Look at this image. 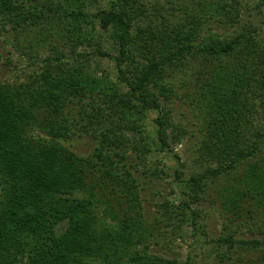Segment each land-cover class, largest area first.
Here are the masks:
<instances>
[{
    "label": "trees",
    "instance_id": "16d2710c",
    "mask_svg": "<svg viewBox=\"0 0 264 264\" xmlns=\"http://www.w3.org/2000/svg\"><path fill=\"white\" fill-rule=\"evenodd\" d=\"M97 1L0 0V34L7 25H42L55 13L67 23L76 57H47L25 82L0 77V264H198L149 250L140 184L134 167L122 163L128 144L146 166L149 154L183 140L177 99L191 105L202 128L205 169L187 179L190 197L198 201L217 181L219 199L234 214L217 241L264 264V236H237L264 223L256 221L264 216V45L252 25L226 36L203 33L212 20L239 23V1L198 0L175 24L153 23L145 0ZM102 30L112 38L109 50ZM94 38V53L114 62L116 77L99 76L93 53L77 51ZM126 130L140 138L133 142ZM76 131L94 135L99 146L78 153ZM192 203L176 207L191 212L194 224Z\"/></svg>",
    "mask_w": 264,
    "mask_h": 264
},
{
    "label": "rangeland",
    "instance_id": "374dc122",
    "mask_svg": "<svg viewBox=\"0 0 264 264\" xmlns=\"http://www.w3.org/2000/svg\"><path fill=\"white\" fill-rule=\"evenodd\" d=\"M149 9L150 20L160 24L169 18L172 24L185 21L186 12L200 7L198 0H145ZM236 5L239 10V23L231 21H210L204 28V35L208 32H217L223 36L240 32L243 27L252 26L258 31L257 37L264 45V5L259 0H238ZM109 0H98L95 7L106 6ZM95 7L91 10L95 11ZM47 10V9H45ZM47 12H50L47 10ZM152 13V14H150ZM50 14V13H49ZM147 22V21H145ZM65 19L61 15L52 14L50 19L42 20V25L19 28L13 30L9 25L0 34V52L2 63L0 65V77L8 82H25L36 74H40L46 64L47 57H55L64 53L62 60L73 62L76 58L72 53L71 44L66 38ZM252 25V26H251ZM100 28V27H99ZM103 38L102 47L109 50L112 38L108 33L101 31ZM94 38L91 44H84L77 51H88L91 55L90 63L92 69L98 71L99 76L108 75L116 77L114 62L107 57H100L94 53L97 48V40ZM96 68V69H95ZM175 121L187 129L182 141H174L170 150L164 152H153L147 157V165H142L138 157V150L133 143L128 144V157L122 159V163L133 166L134 175L140 184V197L146 224L149 226L151 235H148L146 244L153 253L168 257H176L181 261L187 258L198 264H250L251 256L235 245L233 250H228V245L217 241L223 236L224 225L228 223V217H233V212L225 209L219 199L220 184L210 183L203 197L195 201L190 197L193 192L187 184V179L195 172L205 169V163L201 162L199 156V142L201 130L196 112L191 105L182 99L175 100ZM76 110L74 111V113ZM76 114V113H75ZM77 118L80 115H76ZM154 112H150L148 126L153 129L152 118ZM194 123V124H192ZM126 134L134 142L140 138L138 132L126 130ZM74 149L82 154L88 155L99 146L98 139L92 134L79 133L73 136ZM118 158V157H117ZM139 167L138 169H135ZM158 168L162 171L153 174L152 170ZM182 170L178 179L175 169ZM149 169V170H148ZM146 170V173H143ZM222 179L219 181L221 182ZM188 199L193 200L192 206L197 210L195 223L192 224L191 212L186 215L180 213V203ZM169 210V211H168ZM264 216H258V222H262ZM255 221V220H254ZM263 226L242 227L237 236H264ZM233 225L232 230H235ZM60 228H62L60 226Z\"/></svg>",
    "mask_w": 264,
    "mask_h": 264
}]
</instances>
